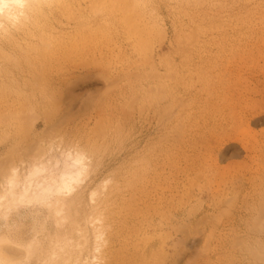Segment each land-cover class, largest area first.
I'll list each match as a JSON object with an SVG mask.
<instances>
[{"label":"rangeland","instance_id":"374dc122","mask_svg":"<svg viewBox=\"0 0 264 264\" xmlns=\"http://www.w3.org/2000/svg\"><path fill=\"white\" fill-rule=\"evenodd\" d=\"M55 5L54 16L40 18L44 40L29 47L11 38L13 49L0 46L3 258L14 264L91 263L103 241L99 254L103 259L111 250L110 264H264V219L261 231L250 233L251 219L243 213L234 219L233 207L223 201L204 212L207 222L189 226L184 243L125 230L119 209L126 152L133 177L148 175L151 162L165 155L182 168L186 156L174 154L179 143L196 131H240L246 115L264 157V0ZM220 88L226 103L211 98V90ZM222 149L221 165L242 163L243 152L233 158L238 145ZM74 152L83 154L86 168L66 208L45 204L51 198L21 196V180L32 167L44 166L37 178L56 179ZM7 176L17 181L12 195L4 191Z\"/></svg>","mask_w":264,"mask_h":264},{"label":"bare ground","instance_id":"6f19581e","mask_svg":"<svg viewBox=\"0 0 264 264\" xmlns=\"http://www.w3.org/2000/svg\"><path fill=\"white\" fill-rule=\"evenodd\" d=\"M62 2L63 0H0L1 48L13 49L14 46L11 42V38L15 41L21 40L26 42L30 45L29 47H32L34 39L41 41L45 38L46 31L43 28L38 27L39 24H41L40 18L54 16V11L51 6ZM56 10H58L57 7ZM33 26L34 28L36 27L37 30H35L36 28L34 29ZM33 47H35V45ZM18 50H20V48ZM0 51H2V49ZM162 86V83L158 84V88ZM58 92L61 94L60 91ZM225 93L226 92L223 88H220L219 90H211L210 95L211 98L214 96L218 100L221 99L226 103L229 97ZM251 122L245 115L243 118L244 127L240 131L224 128L221 129L220 132L209 135L207 133L198 134V131H196L195 134L193 133V135H190V139L186 137L187 140L179 143L180 145L178 144L176 146V151H174L176 156H179L180 153L183 154V156H186L182 168L179 167L180 160L178 161V164L175 165V163L172 162V158L165 155L161 161L155 159L151 162L152 165L149 169L148 175L140 177L137 175V177H133L130 173L131 154L126 152L124 157L126 174L123 187L124 195L121 203H119V209L120 212H122L123 228L125 230L127 228L129 230H140L143 234L152 238L154 236L164 240L173 238L176 239L178 243H184L191 233L189 226L194 223L197 225L198 223L207 222V216H205V219H203L202 216L204 212L208 211L218 200L223 201L228 208L231 206L233 207L234 219L238 217L240 213H243V215L251 219L250 223L252 222L254 226L252 224L253 227L250 225L253 231L249 232H258L256 229L260 227V224L264 219V157L260 155V148L257 147L256 143L252 140V136H254L255 133L250 128V125L252 124ZM229 142L238 145L240 148L235 152L233 158H238V155L243 152L244 157L242 158L241 164L232 161L224 166L221 165L222 162L225 161L226 156L222 146ZM136 145L137 147L140 146V144ZM182 149H184V151H182ZM187 152H191V154L186 155L185 153ZM66 161H68L66 162L68 164L65 165L66 171L60 173L58 177H55L56 179H51V177L50 179L48 177H46V179L37 178L36 175L40 174L42 171L44 172V170H40V168L42 169L44 166L39 169L36 165L34 168L32 167L29 175L26 174L28 177L21 180L23 182L20 185L21 196H32L33 194L34 196L39 195V197L36 198L45 197L46 200H49L47 198H51L52 200H49L50 202L44 201L45 204L49 203L50 206L51 204H54V207H57L55 208L56 211H62V208L65 205H68V203L66 204L67 199L71 197L79 182L82 181L81 177L86 168L83 154L79 152H74V154L68 156ZM173 171L175 173H173ZM0 172V174H2L1 170ZM9 176L11 179L14 177H11V175ZM9 176L4 177L6 178L5 181H7V187L4 190L5 193H10L13 191V188H17L18 186L16 180V185L13 180L14 183L11 179L7 180ZM35 177L37 179H35ZM15 178L17 177L15 176ZM13 192H11V195ZM2 196L0 195V201L6 197L3 198ZM29 198L27 197L28 201H30ZM24 201L26 202V200ZM40 201H43V199ZM66 207L67 206L64 208ZM63 210V212H65L66 209ZM226 211L230 212V209L227 210L226 208L224 212ZM95 219L99 221L98 218L95 217ZM91 220L92 217L90 216V219L89 221L87 220V222H90ZM258 230L261 231V227ZM99 232L101 234V231ZM257 234L258 233H256V235ZM96 238L100 242V237L97 236ZM101 242V245H97L96 247V254H99V248L101 249L102 247L103 241ZM61 247H59V249ZM111 253L110 250L105 254L106 259L105 257H103V259L100 257L101 253L98 255L99 257L95 254L91 259V263L86 259L84 261L82 260L81 264H103V260H105L104 264H110L108 259L110 258ZM53 254H55V252ZM70 255L67 257L68 259L70 258ZM2 258L3 256L0 252V264H14L13 262L16 261L14 259L10 260V258L5 259L7 256L3 259ZM74 258H76V255ZM68 259L64 260L65 263L66 261L69 263ZM79 259L78 261H80ZM72 260H75V262L71 263L76 264L78 262L76 261L77 258Z\"/></svg>","mask_w":264,"mask_h":264}]
</instances>
